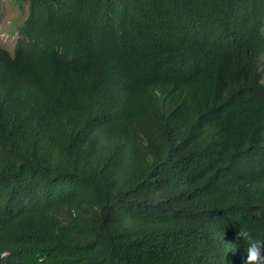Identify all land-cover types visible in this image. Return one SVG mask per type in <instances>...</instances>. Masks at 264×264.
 Returning a JSON list of instances; mask_svg holds the SVG:
<instances>
[{
  "label": "trees",
  "instance_id": "16d2710c",
  "mask_svg": "<svg viewBox=\"0 0 264 264\" xmlns=\"http://www.w3.org/2000/svg\"><path fill=\"white\" fill-rule=\"evenodd\" d=\"M14 1L0 264H247L240 227L264 238V0Z\"/></svg>",
  "mask_w": 264,
  "mask_h": 264
},
{
  "label": "rangeland",
  "instance_id": "374dc122",
  "mask_svg": "<svg viewBox=\"0 0 264 264\" xmlns=\"http://www.w3.org/2000/svg\"><path fill=\"white\" fill-rule=\"evenodd\" d=\"M28 14L26 4H18L14 0H0V46L13 52L18 37V28ZM264 68V57L262 58ZM264 83V75H263Z\"/></svg>",
  "mask_w": 264,
  "mask_h": 264
},
{
  "label": "clouds",
  "instance_id": "9594fccd",
  "mask_svg": "<svg viewBox=\"0 0 264 264\" xmlns=\"http://www.w3.org/2000/svg\"><path fill=\"white\" fill-rule=\"evenodd\" d=\"M262 80L261 82L264 84ZM237 241H239L240 244L242 243L246 248L247 264H264V238H259L254 235L250 228L240 227L236 235V242Z\"/></svg>",
  "mask_w": 264,
  "mask_h": 264
},
{
  "label": "bare ground",
  "instance_id": "6f19581e",
  "mask_svg": "<svg viewBox=\"0 0 264 264\" xmlns=\"http://www.w3.org/2000/svg\"><path fill=\"white\" fill-rule=\"evenodd\" d=\"M100 1V0H99ZM142 13V12H141ZM66 19V18H65Z\"/></svg>",
  "mask_w": 264,
  "mask_h": 264
}]
</instances>
